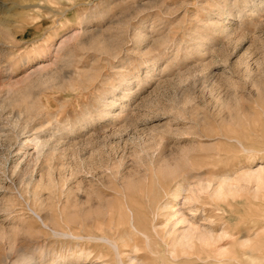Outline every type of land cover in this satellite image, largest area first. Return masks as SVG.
Segmentation results:
<instances>
[{"label": "rangeland", "instance_id": "1", "mask_svg": "<svg viewBox=\"0 0 264 264\" xmlns=\"http://www.w3.org/2000/svg\"><path fill=\"white\" fill-rule=\"evenodd\" d=\"M261 166L264 0H0V264H264Z\"/></svg>", "mask_w": 264, "mask_h": 264}, {"label": "bare ground", "instance_id": "2", "mask_svg": "<svg viewBox=\"0 0 264 264\" xmlns=\"http://www.w3.org/2000/svg\"><path fill=\"white\" fill-rule=\"evenodd\" d=\"M81 20H85L86 16H81L80 17ZM107 113V111H106ZM241 182H245L246 184L249 185H253L255 184L256 187L255 189L252 191L253 194H256L257 192H259L261 189H264V166H261L259 168L256 169H248L245 170L244 172H242L240 174V176L235 179V180H227L223 179L220 180L216 185L212 184V183H206V184H201L200 185V189H204V190H208L209 194L211 195V197H214L212 199H222V198H226V197H233L234 195H236L241 188ZM106 215V214H105ZM110 217V216H109ZM79 218V217H78ZM177 218V217H176ZM110 219V218H109ZM80 220V219H79ZM112 217L109 221V223H111ZM114 221V220H113ZM186 218L183 217H179V219H176V221L173 222V228L171 227V232H170V241H171V247H172V251L173 253L179 248V249H188L189 247H192L194 245L193 244V240L194 239H198L200 241L204 243H209L212 240H215L216 236L213 237L211 232L203 230L204 228L201 229L200 226H196L194 224H191L190 221H188L189 223L186 224L187 222ZM68 222V221H67ZM74 222H76L74 220ZM81 222V221H80ZM84 222L86 223H91L92 221H88V220H84ZM121 222V221H120ZM77 223V222H76ZM96 223V222H95ZM94 223V224H95ZM108 223V224H109ZM80 224V223H79ZM83 224V223H82ZM112 224V223H111ZM88 225V224H87ZM99 225V224H98ZM176 225H180V227H176ZM79 226V225H78ZM101 226V225H100ZM106 226V225H105ZM171 226V225H170ZM169 226V227H170ZM81 227V226H80ZM84 227V226H82ZM94 228V227H93ZM224 232V231H223ZM222 232V233H223ZM221 233V234H222ZM219 234V235H221ZM120 235V234H119ZM218 235V238L216 239H220ZM225 235V234H224ZM89 237V236H88ZM77 238V237H76ZM87 238V237H86ZM217 240V241H218ZM221 240V239H220ZM246 242V241H244ZM243 242V243H244ZM207 243V244H208ZM241 242V245L243 244ZM246 244V243H245ZM243 244V245H245ZM77 245V244H76ZM209 246V245H208ZM205 247V246H204ZM222 247V246H221ZM76 248V247H75ZM193 248V247H192ZM192 248H189V250H191ZM73 249V248H72ZM79 249V248H78ZM82 250V249H81ZM219 250V249H218ZM224 251V250H223ZM34 252V251H33ZM80 252V251H79ZM184 252V251H182ZM188 252V251H187ZM186 252V253H187ZM72 254V253H70ZM181 254V253H180ZM18 257L17 259H14L15 262L17 261H21L26 264H31L34 261L33 255H29L26 252H21L20 254H17ZM186 255V254H185ZM76 256V255H75ZM85 259L89 258L88 254L84 255ZM171 256V255H170ZM62 259L64 261V259H66V256H59L52 259L51 264H54L57 262V260ZM68 259H71L70 257H67ZM74 258V256H73ZM135 259V257H134ZM88 260V259H87ZM58 263V262H57ZM35 264V263H34ZM104 264V263H103ZM124 264H139L133 261L132 257H129L128 261ZM142 264V263H141Z\"/></svg>", "mask_w": 264, "mask_h": 264}]
</instances>
